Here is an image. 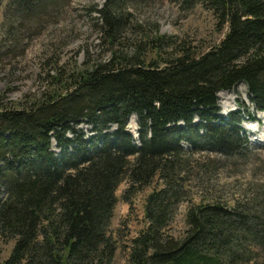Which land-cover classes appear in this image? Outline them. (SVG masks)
Masks as SVG:
<instances>
[{
  "label": "trees",
  "instance_id": "1",
  "mask_svg": "<svg viewBox=\"0 0 264 264\" xmlns=\"http://www.w3.org/2000/svg\"><path fill=\"white\" fill-rule=\"evenodd\" d=\"M126 1L93 8L102 40L121 37ZM186 1L227 25L208 49L194 52L166 33L147 36L130 52L111 48L104 61L47 71L39 95L0 98V243L10 244L0 264H115L109 224L123 179L128 202L157 181L127 264H264V174L252 173L237 194L210 182L250 152L241 116L221 118L217 93L243 81L264 110V0ZM69 2L8 0L0 63L23 52L21 41L48 21L49 7ZM132 113L139 143L127 127ZM184 202V226L174 229Z\"/></svg>",
  "mask_w": 264,
  "mask_h": 264
},
{
  "label": "rangeland",
  "instance_id": "2",
  "mask_svg": "<svg viewBox=\"0 0 264 264\" xmlns=\"http://www.w3.org/2000/svg\"><path fill=\"white\" fill-rule=\"evenodd\" d=\"M7 1L0 0L1 30L2 12ZM69 1L65 6L48 8L51 10L48 21L39 29L31 27V35L21 41L24 50L20 55L3 57L0 63V98L4 96L9 101L18 102L31 95H39L48 87L47 71L54 75L57 67L62 65L70 69L73 64L79 66L87 59L104 61L111 54V48L130 52L134 43L152 40L147 36L170 34L181 46L201 52L216 44L227 29V25L217 26L212 12L194 1L129 0L120 5L128 23L121 37L112 44L107 38L101 39L100 14L93 9L103 7L107 0ZM164 49L169 50L168 46ZM217 107L221 118H228L232 112L237 113L238 119L241 116L237 124L250 143V152L238 158L236 164L227 167L230 172L216 170L210 175L211 184L221 193L237 194L252 173L256 176L264 174V110L254 107L243 81L231 89L220 90L217 93ZM80 126L86 133L89 132L87 124ZM127 127L135 142L139 143L135 114L128 116ZM127 183L123 179L116 188L117 199L109 224V233L118 244L115 264H127L130 240L145 225V196L157 181L131 195L130 202L122 198ZM193 185L192 199L199 200L200 184L194 182ZM185 208V202L179 206L171 223L174 229L184 226ZM9 247L10 244L0 243V259L7 255Z\"/></svg>",
  "mask_w": 264,
  "mask_h": 264
}]
</instances>
